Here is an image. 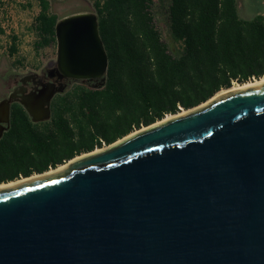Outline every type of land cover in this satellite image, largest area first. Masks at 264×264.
<instances>
[{
  "label": "water",
  "instance_id": "water-1",
  "mask_svg": "<svg viewBox=\"0 0 264 264\" xmlns=\"http://www.w3.org/2000/svg\"><path fill=\"white\" fill-rule=\"evenodd\" d=\"M55 37L57 82L24 76L40 87L0 102V139L13 103L46 122L67 81L106 84L96 14ZM125 138L0 190V264H264V84Z\"/></svg>",
  "mask_w": 264,
  "mask_h": 264
},
{
  "label": "trees",
  "instance_id": "trees-1",
  "mask_svg": "<svg viewBox=\"0 0 264 264\" xmlns=\"http://www.w3.org/2000/svg\"><path fill=\"white\" fill-rule=\"evenodd\" d=\"M36 1L39 50L56 41L60 18L48 0ZM162 3L173 48L157 25L156 0L94 6L109 59L106 84H75L57 95L46 122L33 123L13 104L0 139V185L56 169L182 109L197 108L234 83L264 76V15L242 19L237 0ZM16 50L12 46L11 54Z\"/></svg>",
  "mask_w": 264,
  "mask_h": 264
},
{
  "label": "rangeland",
  "instance_id": "rangeland-1",
  "mask_svg": "<svg viewBox=\"0 0 264 264\" xmlns=\"http://www.w3.org/2000/svg\"><path fill=\"white\" fill-rule=\"evenodd\" d=\"M14 0L13 15L16 23V29H12L11 36L7 39L13 43L12 46H16V52L12 55L11 48L9 53L0 52V98L6 96L9 87L14 85L15 80H19L21 77L27 75H41L43 71L50 69L49 65L56 62L57 59V43L56 41L50 46L43 49H36V43L39 42V37L34 30L36 18L41 12L40 4L36 0H21L18 3ZM51 4V13L57 15L60 20L64 17L71 16L77 13H93L95 14L93 0H48ZM166 1V0H164ZM239 15L242 19H252L258 15H264V0H237ZM162 0H156L155 12L157 13V25L159 30L162 32L163 37L167 43L173 48L171 37L168 34L165 18L163 17ZM3 30L0 29V51L3 50L5 37H1ZM21 63V64H20ZM260 79H252L251 81L244 84H255ZM75 84L88 85L81 82H73L68 85L70 90ZM244 84L234 83L231 88L220 91L211 100L213 101L218 98V95H223L230 92L231 90L243 86ZM91 87V85H88ZM236 91H239L238 89ZM232 92V91H231ZM220 95V96H221ZM208 101L205 107L212 101ZM192 110V111H195ZM191 110H181L176 115H169L163 120L169 121L176 117L183 116L184 112ZM171 116H174L173 118ZM169 118V119H168ZM162 120V121H163ZM165 121V122H166ZM138 131H135L136 133ZM108 148L104 146L102 149ZM53 170V169H52ZM51 171V169L49 170ZM39 175V174H34ZM32 175V176H34ZM24 178H20L22 180ZM9 184V183H8Z\"/></svg>",
  "mask_w": 264,
  "mask_h": 264
},
{
  "label": "built area",
  "instance_id": "built-area-1",
  "mask_svg": "<svg viewBox=\"0 0 264 264\" xmlns=\"http://www.w3.org/2000/svg\"><path fill=\"white\" fill-rule=\"evenodd\" d=\"M15 2H22L21 0H17ZM105 0H93L92 4L93 6L99 4L103 5ZM13 9H14V0H0V29L3 30V34L1 37H5L6 41H4L3 44V50L0 52H7L9 53L10 48L12 47L13 43L10 42V40L7 41L9 36H11L12 29H16V23L13 15ZM38 17V16H37ZM37 19V18H36ZM34 30H36L35 25ZM36 34L37 31H36Z\"/></svg>",
  "mask_w": 264,
  "mask_h": 264
},
{
  "label": "bare ground",
  "instance_id": "bare-ground-1",
  "mask_svg": "<svg viewBox=\"0 0 264 264\" xmlns=\"http://www.w3.org/2000/svg\"><path fill=\"white\" fill-rule=\"evenodd\" d=\"M261 84H264V76H263L259 81H257L255 84H244L243 86H240V87L237 88V89H238V90H242V89H246V88H249V87H252V86H256V85H261ZM237 89H235V91H236ZM231 91H233V90H231ZM231 91H230V92H231ZM220 95H221V94H220ZM220 95H218V96H220ZM216 98H217V97H216ZM214 100H215V99H214ZM209 101H210V100H209ZM211 101H212V100H211ZM203 105H205V104H203ZM208 105H209V104H208ZM201 108H202V107H201ZM191 111H192V110H191ZM191 111H189V112H184V114H182V115L188 114V113H190ZM169 117H170V116H169ZM171 117L173 118L174 116H171ZM176 118H177V117H176ZM168 119H169V118H168ZM165 121H166V120L159 121L157 124H155V125H153V126H151V127H149V128H143V129H141L140 131L131 134L130 136H128V137L125 138V139H128L129 137H131V136H133V135H135V134H137V133H139V132L146 131L147 129H150V128H152V127L158 126V125L164 123ZM166 122H167V121H166ZM118 143H120V142H118ZM106 149H108V148H106ZM106 149H97V150H95L94 152H92V153H90V154H83L82 156L76 157L75 159L69 161L68 163H66V164H64V165H61V166H59L58 168L53 169V170H51V171H48V172H46V173H44V174H42V175H34V176L30 177V178H24V179H22V180H17V181H15V182H11V183H9V184H2V185H0V190H4V189H6V188H9V187H12V186H15V185H18V184H21V183L27 182V181L35 180V179H38V178L43 177V176H46V175H52V174H55V173L61 172V171L65 170L66 168H68V167H69L71 164H73L75 161H77V160H79V159H82V158H84V157L90 156V155H94V154H97V153L103 152V151H105Z\"/></svg>",
  "mask_w": 264,
  "mask_h": 264
},
{
  "label": "flooded vegetation",
  "instance_id": "flooded-vegetation-1",
  "mask_svg": "<svg viewBox=\"0 0 264 264\" xmlns=\"http://www.w3.org/2000/svg\"><path fill=\"white\" fill-rule=\"evenodd\" d=\"M51 70H52V67L50 69L43 71L42 74L36 76L34 78V80L36 82H38L39 84H45V83H49V82L56 83L57 82L56 79H50L48 76V74ZM22 79H23V77H21L19 80L14 81V83H13L14 85L9 87V91H8L7 95L0 98V102L7 99L12 94H16L15 96H19L22 91L31 92V91H35L37 88L40 87L39 84H34L32 81H29V82H26L25 84H23ZM67 83L69 85V84L73 83V81L72 82L67 81ZM81 83H86V84L91 85V86L95 85L94 82H90V81H85V82H81ZM13 104H16V103H13ZM11 108H12V106H11Z\"/></svg>",
  "mask_w": 264,
  "mask_h": 264
}]
</instances>
